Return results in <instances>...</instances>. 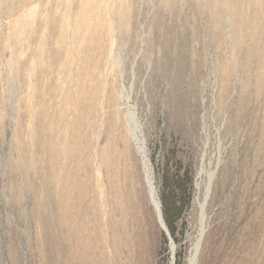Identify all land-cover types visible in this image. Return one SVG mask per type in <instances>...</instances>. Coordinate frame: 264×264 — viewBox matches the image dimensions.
Wrapping results in <instances>:
<instances>
[{"label": "rangeland", "instance_id": "1", "mask_svg": "<svg viewBox=\"0 0 264 264\" xmlns=\"http://www.w3.org/2000/svg\"><path fill=\"white\" fill-rule=\"evenodd\" d=\"M208 186L194 264H264V0H0V264H188Z\"/></svg>", "mask_w": 264, "mask_h": 264}, {"label": "bare ground", "instance_id": "2", "mask_svg": "<svg viewBox=\"0 0 264 264\" xmlns=\"http://www.w3.org/2000/svg\"><path fill=\"white\" fill-rule=\"evenodd\" d=\"M122 95H123V97L125 99V105L124 106L126 107V110L128 112V115H129L130 121H131V136H132V139H133V141H134V143L136 145L137 152L142 154L144 152V149H143V142H141L139 140V138H138V133H137V125H138V123H137V121L134 118L133 108L130 105L129 96L124 91V89L122 90ZM142 157H143L142 164H143V166L145 168L146 163H147V159L144 157V155H142ZM145 177H146V181H147V184H148L149 195H150V199H151V202H152V206H153L155 214L157 216V221H158L160 227L163 230H166L168 232V229H167V227L165 225V222H164L162 214H161L160 204H159L158 199H157L156 191H155V188L153 186L152 180L149 177L148 171L145 172ZM209 177L211 179L213 177V173H211ZM209 191H210V187L208 186L206 188V192H205L203 200L201 202H198V205H199V236H198V239H197V241H196V243L194 245V248H193L194 252H193L192 256L189 258V263L188 264H194L195 263V260L197 258V252H198L199 247H200L201 239H202V236H203V234L205 232V229H206V225H205V219H206L205 208H206V203H207V198H208ZM169 236H170V234H169ZM170 240H171L170 243H169L170 250L173 251L175 245H174V242L171 239V237H170Z\"/></svg>", "mask_w": 264, "mask_h": 264}, {"label": "water", "instance_id": "3", "mask_svg": "<svg viewBox=\"0 0 264 264\" xmlns=\"http://www.w3.org/2000/svg\"><path fill=\"white\" fill-rule=\"evenodd\" d=\"M164 232H165V234H166V236H167V238H168V240H169V243H170V236H169V233L166 231V230H164Z\"/></svg>", "mask_w": 264, "mask_h": 264}]
</instances>
